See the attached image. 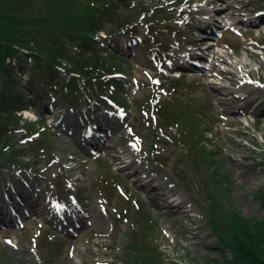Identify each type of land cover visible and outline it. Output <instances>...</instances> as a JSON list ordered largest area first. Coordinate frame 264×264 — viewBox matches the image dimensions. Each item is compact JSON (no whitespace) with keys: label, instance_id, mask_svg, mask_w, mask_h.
I'll return each instance as SVG.
<instances>
[{"label":"rangeland","instance_id":"obj_1","mask_svg":"<svg viewBox=\"0 0 264 264\" xmlns=\"http://www.w3.org/2000/svg\"><path fill=\"white\" fill-rule=\"evenodd\" d=\"M211 1L184 0L182 7L188 13H176L173 21L167 23L171 29L161 36L163 47L168 48L164 66L141 39L134 42L130 51L132 39L125 34L117 37V46L109 39L101 41L104 49L122 53L130 61L124 62L122 72L127 74V83L121 89V96L127 99L122 103L129 108L133 106L129 112H123L118 104L106 99L100 101L103 98L94 94L97 85L82 86L81 95L75 98L63 85L51 87L34 76L28 62L17 66L21 89L34 87V92H28L39 97L36 109L22 116L23 122L45 113L49 122L35 126L50 131L53 148L41 153L35 151L28 140L32 143L39 140L23 122L18 124L22 131L16 129L10 137L20 155L19 165L0 166V202L4 197L2 190L12 185L27 195L24 205L36 214L26 217L19 226L0 222V253L6 254L7 264H125L130 260L131 214L138 211L147 212L154 219L152 238L164 254L165 264H225L231 251L223 248L214 233L209 190H222L224 195L217 193L222 203L244 216L264 220V50L255 44L264 40V33L258 27L264 0H240L229 9L236 24L222 37L221 54L214 61L215 72L211 77V72L189 69V78L177 85L158 84L162 102L176 96L188 111L206 114L207 119L202 114L206 125L199 133L207 136L204 142L213 154V166L201 164L203 170L197 175L194 173L197 166L189 168L185 161L175 169L174 158L182 159L187 154L185 145L181 144L184 137L177 134V127H169L170 137L164 131L159 133L156 120L163 114L162 109L140 112L136 103L137 98L146 94L157 96L156 90L144 83L166 81L165 69H177L188 61V56L197 49L199 38L218 37L212 28L208 33L203 32V25L216 22L211 17L216 12ZM215 1L220 6L228 0ZM175 7L172 6L174 11ZM216 24L224 25L219 20ZM173 29L175 33L171 32ZM232 44L249 46L234 52ZM21 68L24 72H19ZM112 90L113 87L105 93L112 97L116 93ZM48 103L50 108L46 111ZM256 115L260 122L254 119ZM93 119L107 124L105 134L110 137V148L106 146L100 151L105 153L100 159L92 154L89 145V139L95 136L86 137L89 130L96 129L95 122L90 121ZM87 123L93 127L88 129ZM23 132L29 133L28 136L23 137ZM196 158L194 154L193 159ZM104 165L120 177L121 187L103 179ZM182 169L188 177H179ZM175 170L179 176H175ZM214 174L219 181L212 179ZM153 185L161 191L173 192V201H182L188 210L168 212L163 205L165 201H173L152 199ZM55 208L62 210L61 213H54ZM71 219H78L77 224L84 226L77 230L78 236L68 235L65 223ZM192 224L196 237H192ZM45 230L50 232L49 238L42 234ZM40 234L45 237H39ZM58 240L65 247L54 263L48 255L57 253L54 246Z\"/></svg>","mask_w":264,"mask_h":264},{"label":"trees","instance_id":"obj_2","mask_svg":"<svg viewBox=\"0 0 264 264\" xmlns=\"http://www.w3.org/2000/svg\"><path fill=\"white\" fill-rule=\"evenodd\" d=\"M169 11L162 0H0V166L19 165L20 155L10 137L22 121L19 112L34 107L38 99L32 93V98L27 97L29 89L19 90L12 61L28 62L32 74L48 86L61 84L75 96L80 95L82 86L97 85L103 90L109 84L107 76L122 70L124 64L119 54L105 55L98 48L101 31L105 30L109 37L133 34L147 24L154 34L165 21L172 20ZM159 45L160 40L154 38V49ZM163 107L160 124L177 127V134L184 137L181 144L189 160L196 153L195 164L213 166V154L202 144L205 135L199 133L206 125L202 113L188 111L178 100L167 101ZM25 126L39 130L34 123ZM50 138L49 132L42 130L39 142L31 143V147L40 153L52 151ZM189 160L175 157L173 166L177 168ZM217 193L223 194L216 189L209 192L210 207L213 229L223 248L231 251L225 264H264V220L226 207ZM145 219L135 221L138 229L130 235V260L125 264H165L159 245L150 239L151 221ZM4 257L0 254V264H7Z\"/></svg>","mask_w":264,"mask_h":264},{"label":"bare ground","instance_id":"obj_3","mask_svg":"<svg viewBox=\"0 0 264 264\" xmlns=\"http://www.w3.org/2000/svg\"><path fill=\"white\" fill-rule=\"evenodd\" d=\"M204 39L203 38H199L197 40V42H202ZM180 73L179 74H183L182 71L178 70ZM177 71V72H178ZM153 190L152 192V199L154 200H159V199H167L169 197L170 194H172L171 191L168 190H159L158 186H152L151 188ZM163 207L170 212L171 214H173L174 212H179V211H187L188 209L185 208V204L180 201V202H175V203H171L168 201H165V204L163 205ZM210 247V246H208Z\"/></svg>","mask_w":264,"mask_h":264},{"label":"snow or ice","instance_id":"obj_4","mask_svg":"<svg viewBox=\"0 0 264 264\" xmlns=\"http://www.w3.org/2000/svg\"><path fill=\"white\" fill-rule=\"evenodd\" d=\"M9 243H11V242H9Z\"/></svg>","mask_w":264,"mask_h":264}]
</instances>
